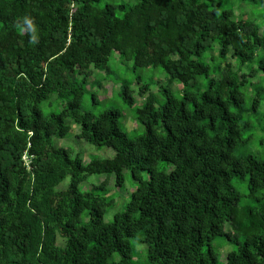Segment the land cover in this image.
I'll return each instance as SVG.
<instances>
[{"label":"trees","instance_id":"1","mask_svg":"<svg viewBox=\"0 0 264 264\" xmlns=\"http://www.w3.org/2000/svg\"><path fill=\"white\" fill-rule=\"evenodd\" d=\"M101 1L0 0V264H136V241L151 264H219L213 243L222 237L238 244L222 264H264V161L236 153L249 141L245 118L264 102V84L251 109L241 91L248 63L257 64L251 76L264 75L263 26L230 10L218 15L205 0ZM216 46L223 59L233 51L236 71L220 66L211 77L206 60ZM118 56L134 71L162 69L183 87L182 97L161 89V103L137 79L144 134L134 139L118 109L82 110L86 84L99 72L109 78ZM200 78L208 86L193 91ZM136 92L121 86L130 109ZM73 124L77 138L114 157L86 164L73 147H57ZM127 170L137 186L108 221L116 195L81 185L104 175L101 191L112 176L121 188ZM236 176H249L246 194Z\"/></svg>","mask_w":264,"mask_h":264},{"label":"rangeland","instance_id":"2","mask_svg":"<svg viewBox=\"0 0 264 264\" xmlns=\"http://www.w3.org/2000/svg\"><path fill=\"white\" fill-rule=\"evenodd\" d=\"M107 2H113L117 4H126L127 7H132L137 3V0H102L101 6ZM208 7L214 9V11L221 15L224 11H232L236 19L251 20L256 24L262 25L264 32V2L258 0H205ZM260 32V34H261ZM211 50V49H210ZM219 46L213 48L212 52L215 56L208 52V57L206 63L211 65V77L215 76V71L221 68H231L233 70L238 69L237 61L232 57L233 51L223 59L219 56ZM115 59V60H113ZM110 68L112 69V75L109 78H105V75L99 72L94 77L90 78V82L86 84L87 94L82 103V110L84 112L98 113L105 109L116 108L122 113L120 125L123 130L127 133L130 139H134L137 136L144 134V126L138 121L135 116V111L139 108L141 104L145 102V98L138 95L139 83L137 79L142 78V83H150L151 91L158 95L160 102H163V97H161L160 90L163 88H168L173 91L177 96H183V87L179 81H171L168 74H166L162 69H140L138 71L133 70V62L121 60L118 57H113ZM256 60L248 63L242 71L247 73L249 82L241 87V91L245 97V108L251 109V97L257 92V88L263 86L264 75L262 72H257V75L251 76L249 72L256 68ZM249 74V75H248ZM96 79L98 83L96 87H92L91 82ZM117 84H114L115 81ZM208 80L205 78H200L197 83H193L194 86L191 88L193 91L201 92L205 90L208 86ZM129 84L136 92V103L137 106L134 109H130L120 98L119 92L121 91V86L123 84ZM262 84V85H261ZM248 90V92H247ZM96 92L99 101L95 103L92 98V94ZM249 93V94H248ZM264 101V95L262 96ZM191 102V107H192ZM245 124H248L251 129L245 130L242 134L243 138L249 141L246 145H241L237 150V155H252L258 159L264 161V102L262 105L258 106L256 112H250L244 120ZM79 125L73 124L72 130L67 138L64 140L56 141L57 147H73L74 155L80 156L84 159L87 164L93 159H111L114 157L115 151L113 149L103 148L99 149L93 145L88 144L85 141L77 138V132L79 130ZM159 132H164L163 128L159 129ZM251 137V138H250ZM158 169L161 171L170 170V165L165 162H159ZM150 176L149 172H144L143 177L148 179ZM126 183L123 187L117 188L115 185V178L112 176L107 182L106 191H101L97 186L106 180L104 175H93L89 178L87 182L81 185V190L86 192H94L101 194L108 193L107 195H116L115 206L106 215V220L110 221L113 214L116 212H122L126 208V204L129 202L132 192L135 190L137 183L132 179L130 171H125ZM70 177H68L59 187L60 189H66L69 186ZM233 184L238 192L246 194L249 190V176H236L233 180ZM86 216V214H85ZM84 216V219H85ZM64 242L58 240V244L63 246ZM135 251L133 252V261L136 264H151L147 257V246L136 241ZM213 245L219 251L218 262L219 264L225 263L227 260V255L230 251L237 248L238 244L236 242H229L226 238L222 237L214 241ZM119 256H115V261L119 260Z\"/></svg>","mask_w":264,"mask_h":264}]
</instances>
